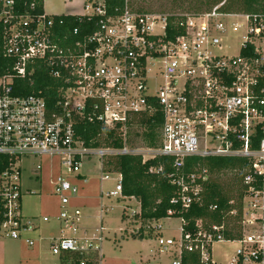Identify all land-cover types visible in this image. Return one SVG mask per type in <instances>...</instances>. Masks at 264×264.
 <instances>
[{
	"label": "built area",
	"instance_id": "obj_1",
	"mask_svg": "<svg viewBox=\"0 0 264 264\" xmlns=\"http://www.w3.org/2000/svg\"><path fill=\"white\" fill-rule=\"evenodd\" d=\"M124 1L121 12L110 14L105 0H84L80 13H67L84 26L59 35L43 0H0V237L34 244L29 234L40 220L22 212L21 170L39 171L32 160L41 155L59 156L64 167L53 180L60 209L55 234L47 238L55 264H75L69 253L84 256L78 264H88L94 251L101 260L94 241L102 231L78 236L80 212L69 207L77 194L69 177H82L83 158L97 157L102 168L112 155L138 154L142 162L166 157L176 186L171 202L188 208L201 202L209 177L198 164L183 170L189 157L241 156L248 165L237 230L232 208L220 223L194 232L181 227L179 239L160 236L157 242L174 247L171 264H182V249L196 252L203 264H264V186L257 183L264 179V135L257 148L251 144L257 130L264 133V18L225 11L221 2L187 16L184 33L168 39L164 14L140 12ZM229 18L246 21L236 54L222 52V34L242 25ZM40 67L58 81L54 94L43 88L21 94L19 81L33 85ZM156 110L162 118L156 142L141 136V146L131 145L133 118ZM80 122L114 129L121 146L86 145L76 132ZM163 170V164L150 168ZM111 173L118 177L105 196L122 197L120 173L104 172L100 179ZM217 242L235 244L225 263L213 257Z\"/></svg>",
	"mask_w": 264,
	"mask_h": 264
},
{
	"label": "rangeland",
	"instance_id": "obj_2",
	"mask_svg": "<svg viewBox=\"0 0 264 264\" xmlns=\"http://www.w3.org/2000/svg\"><path fill=\"white\" fill-rule=\"evenodd\" d=\"M84 0H43V9L48 15L80 13ZM182 0H138L133 4L134 9L142 6L145 9L159 12H179L187 9L189 12L203 11L200 4L195 3L191 8L184 7ZM205 12V11H204ZM202 13V12H201ZM200 14V13H198ZM242 24L233 32L231 29L222 34V52L236 54L244 30V19L229 18ZM157 62V61H156ZM131 131V145L143 142L142 129L133 125ZM141 138V139H140ZM34 165H40L39 171L32 172L27 167L21 170L22 212L25 216H37L40 220L38 230L29 235L34 238L32 246L23 239L0 237V264H55L57 256L51 253L48 235L56 231L57 215L59 213V199L53 194V180L64 171L59 164V156L41 155L32 160ZM82 177L70 176L69 181L77 187V194L70 198V208L80 212L77 235L89 237L100 235L99 244L101 260L99 264H171L174 247L162 248L157 239H179L181 236V219L178 217L163 218L162 220L144 221L135 218L139 212V202L134 197L105 196L114 189L118 177L116 173L109 174V178L101 180L104 175L97 157L83 158L78 171ZM220 178L225 181L231 177L230 173H221ZM234 192V191H233ZM236 194V192H234ZM233 193V194H234ZM234 198H237L235 196ZM233 200V199H232ZM234 201V200H233ZM134 214V215H133ZM48 216V221H42ZM233 220V219H232ZM231 220V224L234 222ZM145 237L140 239L139 234ZM47 235V236H46ZM235 244L217 242L213 244V257L226 262Z\"/></svg>",
	"mask_w": 264,
	"mask_h": 264
},
{
	"label": "trees",
	"instance_id": "obj_3",
	"mask_svg": "<svg viewBox=\"0 0 264 264\" xmlns=\"http://www.w3.org/2000/svg\"><path fill=\"white\" fill-rule=\"evenodd\" d=\"M138 0H128L130 7ZM222 3L219 6L225 11L241 12L249 15L251 18L256 15L257 21L264 18V0H182V4H186L187 8L195 3L200 4L203 11L189 12L182 9L179 12H159L166 16V32L165 37L174 39L184 33V22L189 15L210 10L213 6ZM124 0H105L107 12L117 14L123 10ZM140 12H154L139 6L136 8ZM54 23V29L57 34L62 35L69 31L71 27L84 25L78 21L79 16L76 14H58L51 15ZM33 85L27 84L25 81H19L18 85H22L21 94H28L33 90L44 89L45 94H54L55 86L58 81L48 75L44 67L36 69V73L32 77ZM161 113L156 110L153 114L136 115L133 118L135 125L140 128H146L141 135L145 141L153 144L157 140V128L161 124ZM77 135L85 142L86 145L92 146H121V140L118 133L114 129L104 127L99 123L80 122L76 127ZM264 135L257 130L253 140L252 148H257L259 140ZM164 165L162 172L150 171L151 167ZM195 164L205 167L209 173L208 180L205 183L202 200L200 203H193L188 208H183L179 203H172L171 199L175 196L176 186L171 183L168 173L173 169L169 165V159L164 157H155L142 162L141 155H112L105 158L102 162L103 172H118L121 174V195L122 197H134L139 202V212L135 214V218L144 221H158L163 218L178 217L182 220L181 227L183 232H194L199 228H205L213 223H220L226 219L227 213L232 209H237V214L232 224V228H238L239 215L241 213V181L247 168L248 160L241 156H208V157H189L183 170H191ZM230 173L231 177L223 181L220 178L221 173ZM257 183L264 186V179L258 178ZM236 192V194L234 192ZM237 198H234V194ZM234 200L229 203V200ZM224 235L229 236L230 231L224 230ZM140 239L145 236L140 233ZM68 256L73 259L75 264L84 258L78 253H69ZM182 264H203L196 252L181 251ZM98 252L90 253L88 264H98Z\"/></svg>",
	"mask_w": 264,
	"mask_h": 264
},
{
	"label": "crops",
	"instance_id": "obj_4",
	"mask_svg": "<svg viewBox=\"0 0 264 264\" xmlns=\"http://www.w3.org/2000/svg\"><path fill=\"white\" fill-rule=\"evenodd\" d=\"M162 220V219H161ZM53 234H55V233H53ZM47 236V235H46ZM49 236V235H48Z\"/></svg>",
	"mask_w": 264,
	"mask_h": 264
}]
</instances>
